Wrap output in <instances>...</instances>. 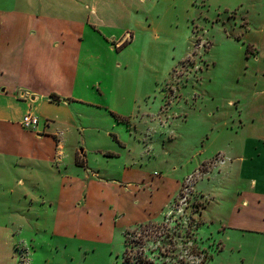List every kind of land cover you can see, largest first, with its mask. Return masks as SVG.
<instances>
[{
    "label": "crops",
    "instance_id": "crops-1",
    "mask_svg": "<svg viewBox=\"0 0 264 264\" xmlns=\"http://www.w3.org/2000/svg\"><path fill=\"white\" fill-rule=\"evenodd\" d=\"M131 1L0 0V264H31L26 226L43 224L47 236L31 239L34 250L47 246L54 254L74 240L110 242L119 225L126 230L157 220L184 178L217 152L220 168L204 178L214 175L221 183L202 191L212 195L200 215L206 226L217 224L223 264H264V119L243 136L226 120L225 143L209 156L204 147L196 151L199 159L189 157L193 169L171 181L165 172L150 175L135 142L122 137L121 130L133 125L131 134L140 141L138 120L131 118L141 104L118 91L119 81L106 69L91 80L86 76L89 65L106 64L128 43V32H117V24L121 5ZM248 47L247 70L253 66L258 78L249 100L259 99L264 112V45ZM235 100L243 104L241 95ZM79 103L108 113L106 123L81 127ZM28 112L40 119L36 129L22 124ZM96 133L111 141L92 144ZM92 155L117 164L94 169Z\"/></svg>",
    "mask_w": 264,
    "mask_h": 264
},
{
    "label": "rangeland",
    "instance_id": "rangeland-1",
    "mask_svg": "<svg viewBox=\"0 0 264 264\" xmlns=\"http://www.w3.org/2000/svg\"><path fill=\"white\" fill-rule=\"evenodd\" d=\"M135 2L119 9L117 32L127 31L129 37L128 43L116 52L120 56L111 55L106 64L92 63L85 74L91 80L106 69L119 81L117 90L141 104L131 118L132 122L138 120L140 141L131 134L136 133L133 125L130 130L126 127L121 130L122 137L135 142L134 149L142 156L150 175L161 171L175 181L176 175L193 169L189 157L195 156L196 151L204 147L205 155L209 156L219 142L225 143L226 120L241 136L249 125L258 127L263 122L264 112L257 107L261 105L259 99L249 100L258 78L253 66L247 70L250 64L247 57L250 43L264 45V0ZM259 83L264 85V79ZM144 95L147 96L142 98ZM237 95L243 97L242 105L236 102ZM77 108L81 127H101L106 123L108 113L87 103H79ZM150 109L155 114L151 115ZM232 117L237 121H232ZM92 138V144L111 141L97 133ZM147 140H151L153 147L144 144ZM221 155L213 154L184 178L171 205L157 220L126 230L119 225L110 242L74 240L67 247H56L51 254L47 246L34 250L36 244L31 240L46 237L45 226H26L31 264H223L225 253L217 249L216 237L220 236L217 224L206 226L200 215L212 195L206 193L221 183L213 181L214 175L211 180L204 178L206 173L210 175L220 168ZM91 159L94 169L98 164L103 168L117 164L105 158L97 161L95 155ZM197 159L198 155L194 160ZM211 210L208 216L215 215ZM36 229L40 230L38 234H34Z\"/></svg>",
    "mask_w": 264,
    "mask_h": 264
},
{
    "label": "built area",
    "instance_id": "built-area-1",
    "mask_svg": "<svg viewBox=\"0 0 264 264\" xmlns=\"http://www.w3.org/2000/svg\"><path fill=\"white\" fill-rule=\"evenodd\" d=\"M39 122V117L31 112L26 113L22 118L23 126L29 129H36Z\"/></svg>",
    "mask_w": 264,
    "mask_h": 264
},
{
    "label": "trees",
    "instance_id": "trees-1",
    "mask_svg": "<svg viewBox=\"0 0 264 264\" xmlns=\"http://www.w3.org/2000/svg\"><path fill=\"white\" fill-rule=\"evenodd\" d=\"M115 116H116V118H117V119H120V117H119V116H117V115H115Z\"/></svg>",
    "mask_w": 264,
    "mask_h": 264
}]
</instances>
